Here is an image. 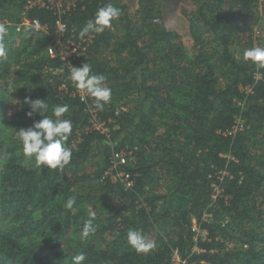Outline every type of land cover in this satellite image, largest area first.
I'll return each mask as SVG.
<instances>
[{"label":"trees","instance_id":"trees-1","mask_svg":"<svg viewBox=\"0 0 264 264\" xmlns=\"http://www.w3.org/2000/svg\"><path fill=\"white\" fill-rule=\"evenodd\" d=\"M106 3L120 9L119 18L81 39ZM156 3L139 0L130 15L125 0H74L62 12L39 0H0V23L28 21L19 53L8 52L18 83L8 100L0 94V105L14 106L7 125L0 123V264H71L79 252L84 264H170L174 254L177 264H264V69L242 58L252 36L239 32L264 29V0L261 14L259 0H195L193 53L173 41ZM58 20L63 40L80 47L69 59L47 52ZM83 63L111 89L102 110L90 97L82 101L69 79L70 66ZM7 73L0 57V89ZM26 97L46 100L48 116L68 106L72 159L63 169L40 168L24 155L15 131L42 118L26 116ZM93 116L107 132L92 125ZM134 147L123 166L133 185L125 189L106 172L114 150ZM85 164L92 169L80 172ZM96 195L107 200L94 210L95 232L83 238L91 211L83 196ZM130 229L155 232L156 248L134 250ZM72 234L80 240L67 242Z\"/></svg>","mask_w":264,"mask_h":264},{"label":"clouds","instance_id":"clouds-1","mask_svg":"<svg viewBox=\"0 0 264 264\" xmlns=\"http://www.w3.org/2000/svg\"><path fill=\"white\" fill-rule=\"evenodd\" d=\"M120 9L112 3H106L96 10L93 19H90L81 28L79 36L83 39L92 33H103L105 29L112 26V22L119 18ZM8 34V28L0 23V57L6 54L4 40ZM242 58L251 61L258 68L264 69V47L255 46L242 53ZM69 79L73 82L84 101L92 98L95 108L102 110L105 104L111 100V89L107 86L106 77L103 74L94 73L88 63L79 67L71 65L69 68ZM29 106L25 114L29 118L34 114L42 118L34 121L31 127L15 131L23 153L28 158H34L38 167L46 166L48 169H63L72 159V149L66 146V142L72 134V123L65 119L68 106L57 105L52 108V116L46 115L49 105L46 100L25 98ZM76 203L75 197H69L65 203L67 209H72ZM89 219L85 222L82 236L87 238L95 232L93 221L97 218L95 211L88 212ZM128 244L137 252L148 253L156 248L155 240L149 239L139 230L130 229L127 233ZM86 255L84 252L71 257V264H84Z\"/></svg>","mask_w":264,"mask_h":264},{"label":"rangeland","instance_id":"rangeland-1","mask_svg":"<svg viewBox=\"0 0 264 264\" xmlns=\"http://www.w3.org/2000/svg\"><path fill=\"white\" fill-rule=\"evenodd\" d=\"M39 2L44 3L48 2L49 4H52L56 8H63L64 6H68L69 0H39ZM125 2L128 3L130 9L129 13L130 15L133 14V11L137 9L139 6V0H125ZM156 4H158V10L159 15L161 17V21L163 24H165L167 30H171L175 34V38H173V41L181 42L185 47L186 50L189 53L194 52V38L192 36L191 30L189 29L188 20H191L190 12L192 11L193 7H195V0H156ZM261 0H259V14H261ZM17 13V11L15 12ZM25 13L24 10H22L21 15ZM189 18V19H188ZM22 23L18 24H12V23H4L8 28V34L5 37L4 40V46L6 50V54L3 56V59L6 64V70L8 71L6 77L4 78V85L0 89V94L3 98V100H8V91L11 90L13 86H15L18 82L16 81V78H18L13 70L15 69L14 59H10L8 57V52L15 49H9V47L18 48L19 49L22 46L23 38L25 35H27V28L26 25H28V21L23 18ZM156 21L159 23L160 20L156 19ZM44 29L36 26V32H42ZM121 29L118 31L120 32ZM200 32H203L202 30ZM239 32H245L246 35L249 33L252 36V45L255 46H264V29L261 30L260 27L257 26V24H254L251 28V31H249L247 28L242 27ZM203 37H205V44L210 41V39H207V33H202ZM239 37H242L243 40L247 39L244 34L240 33ZM49 46H52L56 49L57 55L64 57L65 59H69L71 54L79 50V46L71 42L70 40H63L62 36H60L58 33L54 36L53 40L49 43ZM48 46V47H49ZM9 49V50H8ZM48 49V48H47ZM213 47L209 43L206 47L207 53L209 51L211 52ZM17 50V49H16ZM239 50V48H238ZM245 49L242 50L244 52ZM188 62V61H187ZM189 64V62H188ZM190 66V64H189ZM191 67V66H190ZM192 69V68H191ZM192 69L193 72H196L197 70ZM76 91L80 94L79 90L76 89ZM119 104V103H118ZM125 109L124 106L119 105L115 110H122ZM14 110V106L11 102L7 103L5 106L0 105V123L7 125L9 121V117L11 112ZM103 125V124H102ZM99 123H97L95 126L99 128H103L104 132H107V127H102ZM106 131H105V130ZM7 136H11V133H6ZM92 169L91 165L85 164V168L80 170V172H89ZM90 189L89 186H83V189L79 192H84L85 195H87V189ZM97 189V187H92V190ZM96 194V193H94ZM85 200H83L82 204L91 211H94L96 208L101 209L103 205L106 202V198L100 197L99 195H96L94 199L91 197L83 196ZM113 201V200H111ZM110 201V202H111ZM109 202V201H107ZM115 202V200H114ZM193 224L196 223L195 220H192ZM197 228V227H196ZM198 229V228H197ZM158 232H161V229H158ZM157 233V232H156ZM162 233V232H161ZM196 234L201 236L203 234L202 231L197 230ZM149 239H154L155 232H149L148 235H145ZM80 240L79 237L76 235H69L67 238V242L70 241L71 243H74L76 241Z\"/></svg>","mask_w":264,"mask_h":264},{"label":"built area","instance_id":"built-area-1","mask_svg":"<svg viewBox=\"0 0 264 264\" xmlns=\"http://www.w3.org/2000/svg\"><path fill=\"white\" fill-rule=\"evenodd\" d=\"M69 4L68 6H65L66 8H68L69 6H71L73 3H74V0H69ZM60 12L63 11V8H57ZM65 31V25L60 21L58 20L57 21V31L56 33H58L60 36L63 37V33ZM77 46H79L77 44ZM48 54L50 56H56L57 55V52H56V49L52 46H49L48 47V50H47ZM60 57L61 54H60ZM63 59H65L64 57H62ZM118 110H116L117 112ZM99 123V125L101 126L102 124V127H104V123L103 122H100L98 120H96V118L93 116L92 118V125L97 128V129H101L102 132L103 131V128H99V127H96L95 125ZM240 121L238 120L237 123L235 124V128L239 127L240 126ZM105 128V127H104ZM105 130V129H104ZM106 131V130H105ZM135 147L134 148H119L117 150H114L111 154V165L109 166V169L107 170L106 174L109 175L110 179L113 181V182H120L121 184H123V186L126 188L128 187H131L133 185V181L132 179H130L129 177V174L127 172H125L123 166L132 161L135 157ZM196 225L195 223L193 224V229H195ZM179 261V257L174 254L173 255V258H172V261L170 264H177Z\"/></svg>","mask_w":264,"mask_h":264}]
</instances>
